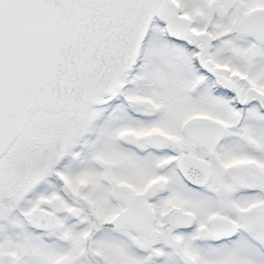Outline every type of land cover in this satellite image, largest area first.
I'll use <instances>...</instances> for the list:
<instances>
[{
	"label": "snow or ice",
	"instance_id": "obj_1",
	"mask_svg": "<svg viewBox=\"0 0 264 264\" xmlns=\"http://www.w3.org/2000/svg\"><path fill=\"white\" fill-rule=\"evenodd\" d=\"M0 264H264V0H0Z\"/></svg>",
	"mask_w": 264,
	"mask_h": 264
}]
</instances>
